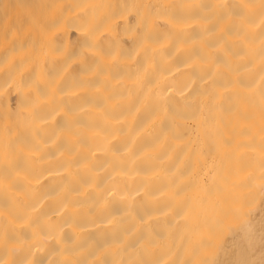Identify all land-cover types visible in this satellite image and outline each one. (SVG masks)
<instances>
[{
	"label": "bare ground",
	"instance_id": "obj_1",
	"mask_svg": "<svg viewBox=\"0 0 264 264\" xmlns=\"http://www.w3.org/2000/svg\"><path fill=\"white\" fill-rule=\"evenodd\" d=\"M0 264H264V0H0Z\"/></svg>",
	"mask_w": 264,
	"mask_h": 264
}]
</instances>
